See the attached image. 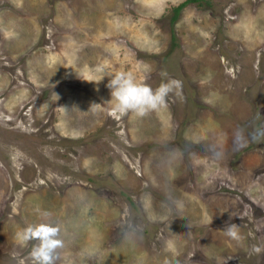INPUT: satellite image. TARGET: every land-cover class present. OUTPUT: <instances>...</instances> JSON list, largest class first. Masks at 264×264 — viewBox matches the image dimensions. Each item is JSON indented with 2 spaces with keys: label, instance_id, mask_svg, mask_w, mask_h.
<instances>
[{
  "label": "rangeland",
  "instance_id": "1",
  "mask_svg": "<svg viewBox=\"0 0 264 264\" xmlns=\"http://www.w3.org/2000/svg\"><path fill=\"white\" fill-rule=\"evenodd\" d=\"M182 1L0 0V264L42 211L56 264H264V0ZM100 69L182 98L121 116Z\"/></svg>",
  "mask_w": 264,
  "mask_h": 264
},
{
  "label": "clouds",
  "instance_id": "2",
  "mask_svg": "<svg viewBox=\"0 0 264 264\" xmlns=\"http://www.w3.org/2000/svg\"><path fill=\"white\" fill-rule=\"evenodd\" d=\"M101 76L97 83L108 77L106 87L110 90V100L107 103L113 105L112 111L121 116L134 113L137 117L143 118L150 113L168 107V97L174 94L182 98L183 83L181 80L168 78L167 72L162 71L161 77L166 78V82L160 83L153 88L146 82H138L135 75L131 72L105 73L100 69ZM147 76L144 80H147ZM94 104L92 107H100ZM238 135L243 136V130H239ZM39 211V209H38ZM42 222L29 224L16 233L17 240L28 245L34 242L31 247L30 256L32 264H56L58 250L64 247V240L61 238V228L52 220V213L48 211L40 212ZM224 233L232 240L240 241V228L232 223L224 228ZM253 251L259 254L264 251L260 246H253ZM165 264H168L166 261Z\"/></svg>",
  "mask_w": 264,
  "mask_h": 264
},
{
  "label": "trees",
  "instance_id": "3",
  "mask_svg": "<svg viewBox=\"0 0 264 264\" xmlns=\"http://www.w3.org/2000/svg\"><path fill=\"white\" fill-rule=\"evenodd\" d=\"M197 0H183L181 3H179L178 5L174 6L172 8L173 11V15H172V19L174 20L175 15L178 13V11L181 9L182 6H184L187 2H195Z\"/></svg>",
  "mask_w": 264,
  "mask_h": 264
}]
</instances>
